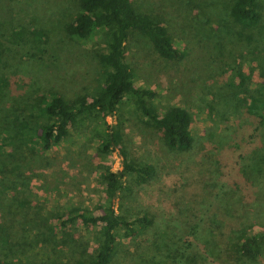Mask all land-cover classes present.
<instances>
[{"label": "rangeland", "instance_id": "374dc122", "mask_svg": "<svg viewBox=\"0 0 264 264\" xmlns=\"http://www.w3.org/2000/svg\"><path fill=\"white\" fill-rule=\"evenodd\" d=\"M133 3L138 12L160 20L184 53L182 60H166L150 40L131 33L127 62L135 85L155 91L152 102L160 112L173 106L188 110L194 147L189 152L169 149L132 101L124 102L105 123L101 118L80 119L65 141L49 150L42 149L33 131L21 130L20 142L7 152L10 160L0 159V187L8 190L14 184L10 190L14 200L26 201L29 213L39 212L46 225L28 230L33 232L28 238L17 236L28 246L20 257L30 264H77L79 253L86 261L94 257L100 229L78 221L69 225L62 241L58 217L75 209L95 216L102 213L107 195L101 172L124 169L119 148L108 153L98 150L110 126L120 131L130 163L155 169L154 177L143 185L129 177L131 190L115 201L119 216L132 219L147 211L153 225L131 238L119 230L112 264L147 262L146 253L157 250L155 244L174 246L177 240L181 245L179 237L188 238L193 253L215 250L216 255H206L214 261L211 264H264V256L246 263L225 254L236 231L264 223V208L255 216L249 208L255 200L264 207V164L259 165L258 156L262 139L260 134L259 140L254 137L255 120L247 113L252 96L264 98V52L249 51L238 37L229 17L232 0ZM259 5L262 22L254 31L264 34V0ZM78 11V0H0V44L9 49L0 65V78L9 83L0 104V132L5 137L15 136V126L23 120L35 129L43 120L39 108L45 98L54 94L68 100L82 94L92 98L103 84L99 60L107 50L108 32L98 31L87 40L69 36L66 24ZM37 29L48 39L35 36ZM234 68L242 69L247 78L243 87L231 72ZM236 171L249 188L229 182V174ZM3 261L0 257V264Z\"/></svg>", "mask_w": 264, "mask_h": 264}, {"label": "trees", "instance_id": "16d2710c", "mask_svg": "<svg viewBox=\"0 0 264 264\" xmlns=\"http://www.w3.org/2000/svg\"><path fill=\"white\" fill-rule=\"evenodd\" d=\"M133 1L78 0L79 11L72 22L66 24L65 29L69 36L81 40L91 38L98 31L108 32L107 50L100 55L99 60L104 69L103 84L92 98L87 94L79 95L74 100H68L58 94L52 95L49 99L45 98L39 108L43 120L36 125L35 129L23 120L15 126L18 131L15 136L5 137L4 132H0L1 160H10L7 152L13 150L16 142H20L21 130L33 131L32 137L38 138L42 149L49 150L63 143L69 135L70 128L80 119L101 118L105 123L106 119L114 116L126 101H132L145 124L160 133L169 149L179 152H189L193 149L195 143L192 132L193 118L188 110L173 106L160 112L152 102L156 97L155 91L149 88H138L135 85L133 69L127 62L126 44L131 33H138L150 40L157 53L166 60H182L184 53L175 45L169 29L160 20L138 12ZM232 1L229 17L236 26L238 37L246 44L249 51L257 48L260 53L264 52V34H257L254 31L262 22L259 0ZM34 34L41 38L49 37L38 29L34 31ZM4 35V33L1 34V36ZM257 37L259 38L256 42ZM8 51L9 49L5 50L0 44V65L6 60ZM231 72H236L237 77L240 78L238 86L243 87L247 78L242 69L235 71L234 68ZM234 80L230 84L235 85ZM8 86L6 79L0 78V104H3L2 101L7 97ZM262 88L264 89V85ZM249 102L250 107L247 113L255 120L254 137L259 140L258 134H260L262 139V147L258 154L259 165H262L264 164V98L252 96L251 100L247 101ZM44 117L47 121H44ZM108 127L110 131L101 136L102 141L98 150L108 153L117 151L119 148L124 169L122 171L106 169L101 172V177L106 183L107 195V199L101 206L102 213L95 216L81 209H75L69 214L58 217L61 239L66 235L69 225L78 221L86 227L96 226L100 229L101 241L94 257L86 261L82 253H79L77 264H112L117 252L119 230L124 231L126 238H131L146 232L153 225L147 211L141 212L132 219L116 213L115 201L123 192L131 190L127 184L128 178L132 177L137 184L143 185L154 177L155 169L151 164L130 163L128 153L121 147L120 131ZM6 165L9 167V164ZM236 170L239 169L236 168ZM236 172L237 174H229V182L235 187L249 188L244 176ZM13 187H15L14 184H12ZM0 188V257L4 259L5 264H30L20 257L23 255L22 252L28 251L27 243L16 238L17 236L28 238V235L33 233L28 230L45 227L46 222L41 219L39 212L32 215L29 213L31 207L26 201L14 200L10 194L11 187L7 188L8 190H4L3 186ZM249 208L255 216L264 207L255 200L249 203ZM53 232L55 233V230ZM45 235L51 238L52 228ZM178 241L181 245H178L177 240L173 241L176 243L174 246L164 242L155 244L157 250L148 251L147 262L139 261V264H211L214 262L206 255H216L215 250H209L208 253L207 251L193 253L188 238L179 237ZM217 252L220 253V250ZM225 254L230 260L246 263L260 260L264 256V223H254L236 231Z\"/></svg>", "mask_w": 264, "mask_h": 264}]
</instances>
